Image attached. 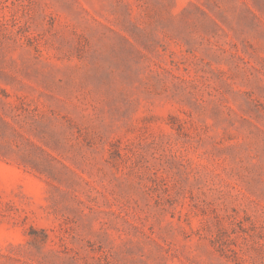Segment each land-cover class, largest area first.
Here are the masks:
<instances>
[{
  "label": "rangeland",
  "instance_id": "obj_1",
  "mask_svg": "<svg viewBox=\"0 0 264 264\" xmlns=\"http://www.w3.org/2000/svg\"><path fill=\"white\" fill-rule=\"evenodd\" d=\"M0 264H264V0H0Z\"/></svg>",
  "mask_w": 264,
  "mask_h": 264
}]
</instances>
